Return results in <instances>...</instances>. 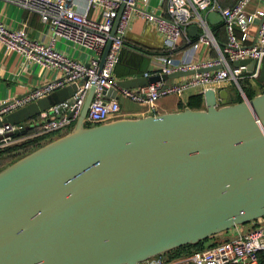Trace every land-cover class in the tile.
<instances>
[{
  "label": "water",
  "instance_id": "obj_1",
  "mask_svg": "<svg viewBox=\"0 0 264 264\" xmlns=\"http://www.w3.org/2000/svg\"><path fill=\"white\" fill-rule=\"evenodd\" d=\"M216 15L223 17L211 10L209 18ZM234 64L252 71L256 60ZM221 66L120 83L144 85ZM257 75L264 82V56ZM77 88L75 81L32 100L0 125L26 121ZM94 91L92 85L72 131L0 171V264H137L264 215V91L228 103L210 86L203 90L206 108L85 125ZM103 92L120 97L114 87Z\"/></svg>",
  "mask_w": 264,
  "mask_h": 264
},
{
  "label": "built area",
  "instance_id": "obj_2",
  "mask_svg": "<svg viewBox=\"0 0 264 264\" xmlns=\"http://www.w3.org/2000/svg\"><path fill=\"white\" fill-rule=\"evenodd\" d=\"M6 1L38 13L44 22L50 24L52 33L47 40H42L30 34L28 24L13 27L0 18V42L22 54L24 61L51 68L56 75L28 94L1 100L0 118L69 83L78 82V88L73 95L55 103L37 117L20 123L9 121L0 125V147L67 126L73 118L78 117L92 85H95V91L85 120L100 123L119 118L122 113L119 98L110 96L106 99L104 86L114 87L120 95L145 103L154 111L157 100L170 93L182 95L193 87L205 90L213 86L218 90L225 80L233 79L240 85V78L245 73L254 76L258 74L264 56V0H260L263 5L254 10L247 8L252 0H234L232 4H224L220 0H167L163 12L141 6L142 0ZM210 10H218L223 15L227 34L223 43L211 30L204 14ZM140 15L155 22L169 49L178 46L180 36L196 20L203 29L198 38L191 42V48L196 50L202 43H206L219 50L217 55L202 61L177 59L168 53L160 54L152 58L158 68L157 72L171 73L217 64L222 66L196 71L168 84L158 80L132 87L122 85L115 71L116 66L121 59L126 31L133 18ZM117 18L116 31L113 33ZM255 22L257 33L252 41V24ZM110 39L109 51L102 62L103 51ZM60 41L85 52L86 58L62 48L58 45ZM247 57L256 60L252 71L247 64H234V60ZM149 74L147 71L146 75ZM72 111L73 116L70 115ZM35 124L39 125L36 132L20 133L22 126ZM251 223L247 228L246 223H236L226 230L228 236L225 239L208 246L175 256L165 252L156 253L137 264H264V215L251 220Z\"/></svg>",
  "mask_w": 264,
  "mask_h": 264
},
{
  "label": "crops",
  "instance_id": "obj_3",
  "mask_svg": "<svg viewBox=\"0 0 264 264\" xmlns=\"http://www.w3.org/2000/svg\"><path fill=\"white\" fill-rule=\"evenodd\" d=\"M220 1L224 4H232L234 2V0ZM166 3L167 0L140 1L141 6L157 12L165 11ZM261 5H263V3L260 0H252L247 8L248 10H254ZM210 11L208 13L204 12L208 24L216 37L221 43H223L227 37L224 18H220L216 15L213 19H210ZM0 18L13 27L28 24L30 34L42 40H47L52 33L50 24L44 22L38 13L22 8L21 6L6 0H0ZM193 25H198V29L191 31L190 27ZM202 29L203 28L197 23V21L193 20L188 26L187 31L178 39V46L175 49H169L167 48L164 35L158 30L154 21L148 20L142 15L134 17L130 28L126 31L125 42L122 48V58L116 66V74L120 79H123L136 75H146L147 71H149L150 74L159 73L157 72L158 68L152 62V58L165 53L171 54L177 59L192 58L194 61H202L210 56L217 55L219 53L218 48L206 43H202L196 50L191 48V42L198 38ZM256 33L257 22L252 24V41L254 40ZM58 45L65 48L70 53H74L78 57L86 58L87 54H85V52L76 50L74 46H69L64 41H60ZM55 75L53 69L37 63L24 61L22 54L7 48L0 42V101L28 94L31 90L45 83ZM184 76L186 75L171 76L162 81L168 84L175 80H179ZM230 83H235V80H225L219 88L230 85ZM262 91H264V87L262 90L254 91V95ZM200 92L203 93L201 87H193L182 95L170 93L161 96L157 100L156 109L154 111L150 110L149 106L145 103L137 102L136 105H132L129 101L133 100L120 95L118 98L122 104L121 116L138 117L152 113L181 110L187 107L206 108L204 93L201 96H198ZM247 96L252 97L249 94H247ZM244 97L245 94H243V97L241 98L238 96L237 92L235 94L233 93L232 97H229L230 100H228V103L241 101ZM192 100L198 104L193 105ZM76 122L77 117L73 118L64 128L55 130L53 135L55 136L61 131H69L73 123ZM46 140L47 138L43 139V141Z\"/></svg>",
  "mask_w": 264,
  "mask_h": 264
},
{
  "label": "rangeland",
  "instance_id": "obj_4",
  "mask_svg": "<svg viewBox=\"0 0 264 264\" xmlns=\"http://www.w3.org/2000/svg\"><path fill=\"white\" fill-rule=\"evenodd\" d=\"M240 84L242 85V89L240 88L239 84L236 83V81H235V83H230V85L222 86L221 88H219V92H221V91L224 92L226 97H232V94L233 93L235 94L237 92L238 96H240L242 98L244 93L245 94H250L253 91L262 90L263 87H264V82L258 77V75L254 76V75H250V74H247V73H245L243 75V77L240 78ZM129 102L132 105H136L137 104L136 101H129ZM120 117H125V116H120ZM93 124H96V123L93 122V121L85 120V125H93ZM75 125H76V123H73V125H72V127L70 128L69 131H72L74 129ZM69 131H61L60 133H57L54 136L53 139H56V138H58V137H60L62 135H65ZM62 132H65V133H62ZM48 141H50V140H48ZM48 141H45L44 143H47ZM34 149H32V150H30L28 152L17 153V152H14V151H10V152L4 153L2 156H0V167H1L0 171L4 167H6L7 165L13 163L14 161L18 160L19 158H21L22 156L26 155L27 153L33 151ZM251 224H252L251 221L246 222V228L250 227ZM227 236H228V234H227L226 231L214 234L213 236L206 238L204 240V242L201 245H199V246H202V247L208 246L210 244H213V243H216V242H219V241L225 239ZM194 249H195L194 247L193 248L183 249L179 253L182 254V253H185V252H189V250L192 251ZM169 250L170 249H168L166 251H168L167 253L170 256L171 252Z\"/></svg>",
  "mask_w": 264,
  "mask_h": 264
},
{
  "label": "trees",
  "instance_id": "obj_5",
  "mask_svg": "<svg viewBox=\"0 0 264 264\" xmlns=\"http://www.w3.org/2000/svg\"><path fill=\"white\" fill-rule=\"evenodd\" d=\"M225 25V24H224ZM226 30V29H225ZM121 58H122V54H121ZM121 61V59H120ZM254 91L252 93H250L249 95H254ZM203 93L200 92L198 94V96H201ZM193 101V100H192ZM193 105H197L198 103L193 101L192 102ZM39 114L33 116V117H37ZM39 129V125L35 124V125H28L26 126L22 132H20L21 134L22 133H25V134H30L32 132H36L37 130ZM53 133H55L54 131L52 132H45V133H41V134H37V135H34V136H30L26 139H23V140H20V141H17V142H14L12 144H9V145H6V146H1L0 147V156H2L4 153L6 152H10V151H14V152H17V153H20V152H28L34 148H37L39 146H41L45 141H43V139L47 138V140H51L54 138V135ZM46 140V141H47ZM1 168V167H0ZM224 232V231H223ZM221 233V232H219ZM217 234V233H216ZM214 235V234H213ZM213 235H210L209 237L213 236ZM208 238V237H207ZM206 238H203L201 240H199L198 242H195V243H192V242H189V243H185V244H182V245H179V246H175L173 248H171L169 251L171 252L170 256H175V255H178L180 254L179 252L182 251L183 249H187V248H201L202 246H199L201 245L204 240ZM197 247V248H196ZM191 251V250H189ZM167 255H169L167 252L168 251H164Z\"/></svg>",
  "mask_w": 264,
  "mask_h": 264
}]
</instances>
